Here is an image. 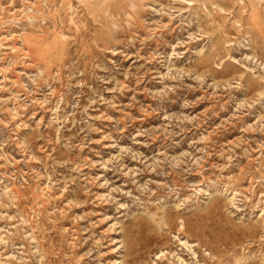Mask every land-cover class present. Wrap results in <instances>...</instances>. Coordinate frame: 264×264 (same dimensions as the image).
Returning a JSON list of instances; mask_svg holds the SVG:
<instances>
[{
	"label": "rangeland",
	"instance_id": "rangeland-1",
	"mask_svg": "<svg viewBox=\"0 0 264 264\" xmlns=\"http://www.w3.org/2000/svg\"><path fill=\"white\" fill-rule=\"evenodd\" d=\"M0 264H264V0H0Z\"/></svg>",
	"mask_w": 264,
	"mask_h": 264
},
{
	"label": "bare ground",
	"instance_id": "bare-ground-1",
	"mask_svg": "<svg viewBox=\"0 0 264 264\" xmlns=\"http://www.w3.org/2000/svg\"><path fill=\"white\" fill-rule=\"evenodd\" d=\"M182 258V257H181ZM184 260V259H183Z\"/></svg>",
	"mask_w": 264,
	"mask_h": 264
}]
</instances>
